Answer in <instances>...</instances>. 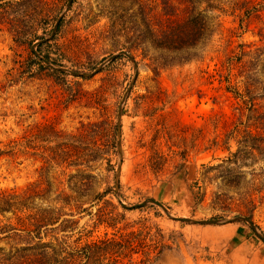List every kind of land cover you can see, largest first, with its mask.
Segmentation results:
<instances>
[{
  "label": "rangeland",
  "instance_id": "rangeland-1",
  "mask_svg": "<svg viewBox=\"0 0 264 264\" xmlns=\"http://www.w3.org/2000/svg\"><path fill=\"white\" fill-rule=\"evenodd\" d=\"M6 1L0 190L42 180L70 195L69 176L85 170L98 198L74 217L80 219L65 234L66 245L105 241L95 264H264V160L230 157L244 125L236 123L225 84L205 73L237 45L264 47L256 35L261 25L239 29L233 16L208 14L219 27L204 59L162 68L155 77L151 30L168 19L162 0ZM140 43L145 51L133 48ZM62 151L80 157L82 166L46 163ZM5 225L16 227L11 213L0 214ZM235 229L241 245L232 241ZM4 237L0 248L7 252Z\"/></svg>",
  "mask_w": 264,
  "mask_h": 264
},
{
  "label": "trees",
  "instance_id": "trees-1",
  "mask_svg": "<svg viewBox=\"0 0 264 264\" xmlns=\"http://www.w3.org/2000/svg\"><path fill=\"white\" fill-rule=\"evenodd\" d=\"M164 1L162 10L168 19L159 20L151 30L150 47L158 56L151 59L149 68L155 77L162 68L204 59L206 48L219 27L208 14L233 16L238 19L239 29L258 23L261 27L256 35L264 42V0H171L168 4ZM4 3L9 5V1ZM145 46L140 43L133 48L145 51ZM251 48V45H237L225 54L218 66L215 64L212 72H205L208 79L217 76L219 83L225 84L224 92L234 101L236 123L244 125V130L235 131L241 139L237 141V151L230 153L235 162L247 155L264 160V47ZM79 160L80 157L62 151L48 157L46 163L79 168L82 166L77 163ZM226 161L231 163L230 158ZM93 179L85 170H77L69 176L70 195L63 191L57 193L51 182L42 180L18 190H0V214L11 213L16 220V227H0V233L5 234L2 240L9 247L7 252L0 248V264L99 263L101 254L97 252L106 245L105 241L69 247L65 235L76 230L80 216L74 217L86 212L85 202L92 203L98 198ZM95 218L98 224L105 222L101 211ZM109 245L121 247L116 241Z\"/></svg>",
  "mask_w": 264,
  "mask_h": 264
},
{
  "label": "water",
  "instance_id": "water-1",
  "mask_svg": "<svg viewBox=\"0 0 264 264\" xmlns=\"http://www.w3.org/2000/svg\"><path fill=\"white\" fill-rule=\"evenodd\" d=\"M128 55V54H127ZM129 56V55H128ZM117 145H118V147H119V139H118V143H117ZM144 204H142V205H137V206H133V207H126V206H124V205H122L125 209H127V208H129V209H136V208H138V207H141V206H143ZM159 207L167 214V212L165 211V209L161 206V205H159ZM171 219H173L174 221H179V222H183V223H190V224H194V225H213V224H216V223H218L217 221H201V222H195V221H192V220H190V219H187V218H171ZM242 221V220H244V221H247L246 219H243V218H238V219H236L235 221ZM248 222V221H247ZM250 226H251V228L253 229V230H255V228L253 227V225H251L250 224ZM261 240L263 241V243H264V239L263 238H261Z\"/></svg>",
  "mask_w": 264,
  "mask_h": 264
},
{
  "label": "crops",
  "instance_id": "crops-1",
  "mask_svg": "<svg viewBox=\"0 0 264 264\" xmlns=\"http://www.w3.org/2000/svg\"><path fill=\"white\" fill-rule=\"evenodd\" d=\"M230 235V234H229ZM243 234L240 232V229H235L232 234V241L233 243H236L237 245H241L243 242ZM246 237V235H245Z\"/></svg>",
  "mask_w": 264,
  "mask_h": 264
}]
</instances>
